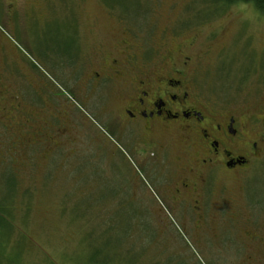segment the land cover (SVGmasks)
<instances>
[{
    "label": "rangeland",
    "instance_id": "374dc122",
    "mask_svg": "<svg viewBox=\"0 0 264 264\" xmlns=\"http://www.w3.org/2000/svg\"><path fill=\"white\" fill-rule=\"evenodd\" d=\"M32 1L40 25L0 0V264H238L176 206L154 154L82 100L68 66L82 32L108 51L125 28L138 52L166 44L171 56L215 42L199 87L250 105L264 98V13L217 0ZM25 112L37 114L29 125Z\"/></svg>",
    "mask_w": 264,
    "mask_h": 264
},
{
    "label": "flooded vegetation",
    "instance_id": "af4514ba",
    "mask_svg": "<svg viewBox=\"0 0 264 264\" xmlns=\"http://www.w3.org/2000/svg\"><path fill=\"white\" fill-rule=\"evenodd\" d=\"M7 2L37 25L46 19L39 2ZM82 33L75 35L68 66L82 100L97 106L120 135H134L135 145L154 154L169 196L192 212L208 244L220 245L227 259L239 256L238 264H264V98L250 105L233 96L214 102L199 87L195 72L215 42L205 52L187 53L191 41L171 56L166 44L138 52V41L125 28L108 51L101 45L89 49ZM25 113L29 125L37 114ZM58 114L52 116L60 122L65 117ZM213 211L222 213L217 226Z\"/></svg>",
    "mask_w": 264,
    "mask_h": 264
},
{
    "label": "trees",
    "instance_id": "16d2710c",
    "mask_svg": "<svg viewBox=\"0 0 264 264\" xmlns=\"http://www.w3.org/2000/svg\"><path fill=\"white\" fill-rule=\"evenodd\" d=\"M252 3L261 13H264V0H217L215 3Z\"/></svg>",
    "mask_w": 264,
    "mask_h": 264
}]
</instances>
